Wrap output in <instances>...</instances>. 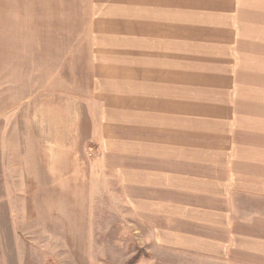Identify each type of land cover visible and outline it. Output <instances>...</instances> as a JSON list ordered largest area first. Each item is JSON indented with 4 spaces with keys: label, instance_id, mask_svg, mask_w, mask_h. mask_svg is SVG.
Listing matches in <instances>:
<instances>
[{
    "label": "crops",
    "instance_id": "crops-1",
    "mask_svg": "<svg viewBox=\"0 0 264 264\" xmlns=\"http://www.w3.org/2000/svg\"><path fill=\"white\" fill-rule=\"evenodd\" d=\"M86 1V174L162 246L264 264V0Z\"/></svg>",
    "mask_w": 264,
    "mask_h": 264
},
{
    "label": "rangeland",
    "instance_id": "rangeland-1",
    "mask_svg": "<svg viewBox=\"0 0 264 264\" xmlns=\"http://www.w3.org/2000/svg\"><path fill=\"white\" fill-rule=\"evenodd\" d=\"M88 19L86 0H0V264H220L86 174Z\"/></svg>",
    "mask_w": 264,
    "mask_h": 264
}]
</instances>
